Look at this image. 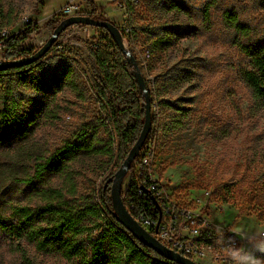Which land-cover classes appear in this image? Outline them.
Here are the masks:
<instances>
[{
	"label": "rangeland",
	"instance_id": "374dc122",
	"mask_svg": "<svg viewBox=\"0 0 264 264\" xmlns=\"http://www.w3.org/2000/svg\"><path fill=\"white\" fill-rule=\"evenodd\" d=\"M58 1L61 0H0L2 10L15 12L21 18L10 29L12 34H20L29 22L37 24L21 48L35 53L50 38L52 23L64 17L60 13L66 6L61 7L63 1L51 14ZM175 1L184 5L182 13L170 8ZM94 2L104 6L106 12L104 15L97 9L98 15L127 33V12L118 6L121 0ZM203 2L135 1L137 26H152L151 37L162 36L163 24L176 34L171 37V47L156 52L152 51L149 35H140L134 41L125 39L146 81L153 101L152 114L157 118V132L152 138L156 146L153 174L165 183L169 195L179 204L201 211L220 229L230 228L246 237L243 264H264V107L242 79L247 60L233 44L235 33L229 30L223 15L234 7L239 10L241 21L263 31L262 11L256 2L220 0L208 29L200 17ZM73 4L79 12L90 11L85 0ZM258 33L261 32L254 35ZM65 34L78 45L66 44ZM92 42L100 44L112 66L124 62L118 60L109 34L78 25L66 30L57 41L59 46L32 71L24 72V76L48 78L61 71L65 59L75 60V87L64 88L55 96L44 97L18 84L15 81L20 74L0 76V110L14 99L20 112L35 114L27 138L0 144V220H14L15 205L40 204L42 200L34 193L52 185L64 186L66 207L81 210L86 205L84 198L93 196L121 166L117 161L120 147L115 127L107 122L108 112L92 92L98 91L99 73ZM147 46L152 58L145 65L142 49ZM2 56L0 52V61ZM116 72H120L119 68ZM123 72L127 74L126 84L132 87V70ZM12 87L13 93L7 94ZM168 103L185 111L178 112ZM175 121L183 123L182 129L172 128ZM86 124L97 128L85 138L86 147L67 161L65 174L46 176L44 183L34 181L32 186H26L24 182L33 177L35 158L49 157L73 140ZM14 241L17 237L0 230V264H22ZM22 244L38 264H73L58 255L38 254L29 244Z\"/></svg>",
	"mask_w": 264,
	"mask_h": 264
},
{
	"label": "trees",
	"instance_id": "16d2710c",
	"mask_svg": "<svg viewBox=\"0 0 264 264\" xmlns=\"http://www.w3.org/2000/svg\"><path fill=\"white\" fill-rule=\"evenodd\" d=\"M135 1L126 0L127 20L125 27L127 33L122 32L124 39L132 41L140 35H149V30L152 29L150 25L137 26L135 24ZM203 1L200 17L202 23L210 29L213 24L212 12L217 8L220 0ZM85 2L90 11H81L77 15L105 20L100 14L98 15L94 0H85ZM247 2L252 4L256 2L262 11L260 22L264 27V0H247ZM170 8L180 13L185 9L182 2L179 1L173 2ZM238 11L234 7L228 8L223 14L224 20L229 30L235 33L233 44L247 60V65L241 72L242 79L264 107V29L263 31L255 30L246 21H241ZM62 20L52 23V25L55 26ZM20 21L21 18L17 13L2 10L0 7V52L3 55V61L18 60L34 54V50L21 48L20 45L35 32L37 24L33 26V23L29 22L20 34H12L10 29ZM53 26L52 29L54 30L55 27ZM160 27L162 36H148L153 46L152 51L155 52L171 47V37L176 36L175 30L169 25L163 24ZM101 30L108 34L106 30ZM254 32L261 33L254 35ZM3 33H9V35L3 37ZM97 44V49H93V45H91L92 52L96 54L95 60L99 72L96 78L97 93L100 104L108 112L106 120L115 127L118 135L120 151L117 161L122 164L142 131L145 110L144 103L141 104V101L144 102V99L133 73L129 74L132 87L126 84L127 74L126 72L124 74L123 70H129L131 67L116 45H113V48L118 60H124L121 66H112L104 49L99 43ZM56 46L59 44H54L52 49ZM148 49L151 51L149 47ZM74 61L65 59L61 71L48 78L36 77L33 74L24 76V72L29 69L32 71L38 62L25 67L0 71V76L20 74L15 81L18 84L30 87L44 97L55 96L64 88L75 87ZM118 68L119 73L116 72ZM13 90V87L9 88L7 94H12ZM151 105L153 108V101H151ZM168 105H171L172 109H178L173 104L168 103ZM178 110L182 113L185 111L180 108ZM33 115L35 114L20 112L17 102L14 99L8 100L4 104V108L0 110V144L12 142L14 139L27 138L34 123L35 116ZM181 123L179 121L173 122L172 128L182 129L183 123ZM156 126H158L157 118L152 114V130L146 143L157 132ZM96 128L91 124H86L73 140L67 142L49 157H36L33 177L27 179L24 182L25 185L32 186L34 181L44 183L46 176L65 174L67 161L86 147L85 138ZM114 174L112 172L104 180L100 189V195L109 212V219L107 220L101 218L93 203V196L84 198L86 205L81 210H72L70 207V209L66 207L64 186L60 188L52 185L47 189L36 191L34 194L42 200L38 205H15L12 212L14 220L10 222L0 220V230L17 237V241L13 243L16 245V252L22 264H38L31 258L22 243L32 246L38 254L58 255L63 260L73 264H177L164 259L152 249L135 240L118 223L112 211L110 195ZM87 220L90 221L87 223ZM93 233L96 234L95 241H88L87 238L89 239Z\"/></svg>",
	"mask_w": 264,
	"mask_h": 264
},
{
	"label": "built area",
	"instance_id": "2783aa9c",
	"mask_svg": "<svg viewBox=\"0 0 264 264\" xmlns=\"http://www.w3.org/2000/svg\"><path fill=\"white\" fill-rule=\"evenodd\" d=\"M121 1L118 6L126 11V0ZM80 12L79 7L72 3L67 4L60 13L63 18H67ZM8 35L9 33H3L2 36ZM97 43L92 42L93 49L98 48ZM142 50V60L146 65L152 58V53L148 48ZM92 92L96 98L99 97L96 91ZM155 147L152 139L148 141L125 177L122 198L129 214L164 246L195 263L243 264L248 247L246 237L239 236L230 228L220 229L205 218L201 211L179 204L169 195L165 183L155 178ZM100 189L98 187L93 194V203L101 218L107 220L109 212L100 195ZM158 223L159 229L156 232ZM95 239V233L87 238L91 242Z\"/></svg>",
	"mask_w": 264,
	"mask_h": 264
},
{
	"label": "water",
	"instance_id": "95a60500",
	"mask_svg": "<svg viewBox=\"0 0 264 264\" xmlns=\"http://www.w3.org/2000/svg\"><path fill=\"white\" fill-rule=\"evenodd\" d=\"M78 25L104 29L107 31V33L113 40L118 50L126 57L127 63L132 69V73L137 82L139 91L144 99L145 118H144V125L142 131L136 143L128 152L127 157L122 162L119 169L116 171L114 178L112 180L110 195H111L112 211L116 217V220L135 240H137L144 246L152 249L164 259L177 264H198L180 255L179 253H176L175 251L167 248L162 243H160L150 232H148L145 228H143L133 219V217L129 214L124 204L122 198V191H123L125 177L128 171L130 170L133 162L137 159L142 148L146 144V140L152 130V105H151V96L148 90V86L141 74L139 64L132 51H130L126 46L124 35L118 26L107 20H99L84 15H73L64 18L55 27L50 38L38 51H36L33 55L29 57L18 60H11V61L1 60L0 71H4L15 67H25L33 63L39 62L52 49L54 44L57 43L60 36L66 30H68L73 26H78ZM160 221H161V217L159 218V223ZM159 223L155 229L156 232L159 229Z\"/></svg>",
	"mask_w": 264,
	"mask_h": 264
},
{
	"label": "crops",
	"instance_id": "0c3cea01",
	"mask_svg": "<svg viewBox=\"0 0 264 264\" xmlns=\"http://www.w3.org/2000/svg\"><path fill=\"white\" fill-rule=\"evenodd\" d=\"M62 1L65 2V4H63L61 7L67 5L69 2L80 3V1H82V0H61V1H58V2L56 3V6H55V8H54V10L52 11L51 14H55V13H56V11L58 10V9L56 8V7H57V4H59V3L62 2ZM103 5H104V3H103ZM96 6H97V9H99L100 11H102L103 14L105 15L106 12H105V9L103 8L104 6H102V5H98V4H96ZM108 7H109V6H107V9H108ZM42 14H43V13H42ZM42 16H44V14H43ZM65 43L68 44L69 46H72V45H78L77 42H76L75 40H72L67 34H65Z\"/></svg>",
	"mask_w": 264,
	"mask_h": 264
}]
</instances>
